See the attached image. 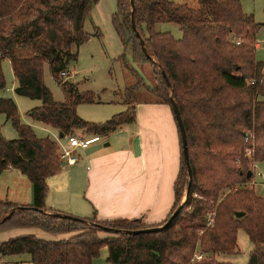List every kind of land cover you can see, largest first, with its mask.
I'll return each instance as SVG.
<instances>
[{"label": "trees", "instance_id": "obj_1", "mask_svg": "<svg viewBox=\"0 0 264 264\" xmlns=\"http://www.w3.org/2000/svg\"><path fill=\"white\" fill-rule=\"evenodd\" d=\"M99 1L0 0V90L5 87L1 63L8 61L16 82L14 94L41 103L28 116L66 138L77 131L104 137L135 122L138 82L125 90L124 112L94 124L76 113L78 106L94 104V95L78 92L77 85L60 76L69 71L88 40L84 24ZM116 2L111 25L124 51L119 60L124 61L130 51L134 64L152 65L158 80L157 87L149 90L153 101L170 106L172 98L178 107L191 170L186 201L161 232L126 234L163 226L184 200L189 179L180 139L174 203L159 225H146L141 217L101 222L47 210L46 179L62 167L59 148L48 138H36L30 127L20 123L11 99H0V114L18 135L8 141L0 133V174L13 170L26 176L33 191L32 205L0 201V232L75 233L57 241L18 236L0 243V257L28 255L31 264H93L106 248L105 264H226L220 257L236 254L237 232L243 230L254 247L247 264H264V195L243 189L220 196L225 186L251 179L245 156L247 134L254 138L252 161L264 164V62L255 58L256 37L264 25L245 14L237 0H197L196 8L171 0ZM162 22L178 26L181 38L157 32ZM46 65L63 90L61 103L53 100L44 84ZM182 172L187 180L178 189ZM237 212L244 216L236 218ZM100 233L108 237L100 238ZM196 254L203 260L197 262Z\"/></svg>", "mask_w": 264, "mask_h": 264}, {"label": "crops", "instance_id": "obj_2", "mask_svg": "<svg viewBox=\"0 0 264 264\" xmlns=\"http://www.w3.org/2000/svg\"><path fill=\"white\" fill-rule=\"evenodd\" d=\"M259 46L256 42V50ZM76 113L81 116L78 109ZM122 131L125 139L114 141L113 136ZM52 134L54 137L50 140L59 146V132L53 129ZM82 135L96 141L81 149L80 154L74 149L76 163L69 166L61 160L60 171L46 179L45 208L101 222L141 217L146 225L162 223L174 203L173 186L180 166V138L171 107L154 101L137 104L134 123L104 137ZM100 139L108 141L106 148L99 145ZM0 201L17 206L32 205V184L16 171L2 172ZM15 232L10 239L34 235L42 240L57 241L75 235H51L36 229ZM26 262L30 263V258Z\"/></svg>", "mask_w": 264, "mask_h": 264}, {"label": "rangeland", "instance_id": "obj_3", "mask_svg": "<svg viewBox=\"0 0 264 264\" xmlns=\"http://www.w3.org/2000/svg\"><path fill=\"white\" fill-rule=\"evenodd\" d=\"M245 14L253 16L256 23L264 25V0H237ZM176 4H185L188 7L196 8L197 0H173ZM117 10L116 0H100L91 10L88 19L84 24V31L88 40L78 49L77 60L69 66V77L63 78L70 83L77 85L80 93H92L95 104L80 105L78 110L81 114L77 116L85 122L99 124L111 119L112 116L122 113L126 110L124 99L128 97L125 90L136 85L138 82V92L136 93L135 108L137 104L151 103L153 98L149 93L150 89L157 87L158 80L153 66L150 64H134L131 61L130 51L125 53L124 61L119 57L124 54L123 48L112 28L111 17ZM98 30H97V29ZM159 33H170L174 39L178 40L182 34L176 25L162 22L156 26ZM100 36H95L97 33ZM256 42L260 44L255 52L257 61L264 62V28L258 33ZM1 70L5 81L4 89L0 90V99H11L17 108V114L22 125L30 127L36 138L51 139L53 136L50 127L32 120L28 113L40 106V101L30 100L19 97L14 94L16 82L14 80L10 63L3 61ZM137 74L135 76L134 74ZM138 78L140 79L138 81ZM44 84L52 94L55 102L61 103L64 100L63 90L52 79L48 66L44 67ZM264 101V98L262 99ZM5 116L0 114V133L8 141L18 138L17 132L11 123L6 121ZM28 123V124H26ZM251 132V131H249ZM125 132H120L113 136L115 140L125 139ZM249 135V134H248ZM77 138L87 139L80 131L76 132ZM250 137L247 145L249 154L245 156L249 159L251 179L249 182L235 185H227L222 189L221 195H227L232 190H251L255 195L262 197L264 195V164L252 161L251 151L253 153L254 138ZM59 151L67 150V138L59 139ZM245 141V140H244ZM247 143V142H245ZM108 141L100 139L99 145L104 147ZM94 147V146H93ZM106 148V147H105ZM91 149V148H90ZM89 149V150H90ZM76 153H81V149H76ZM74 154V153H73ZM185 172H182L179 179V187L186 182ZM183 201V200H182ZM211 216V215H210ZM25 230V229H22ZM20 229H9L0 232V243L7 241ZM52 235V234H51ZM106 236L107 233H100ZM52 237V238H57ZM253 244L248 239L243 230L237 232V252L236 254L220 257V261L226 264H247L249 254L253 250ZM107 258L106 250H102L99 258L93 261V264H105ZM28 255H16L0 257V264H30Z\"/></svg>", "mask_w": 264, "mask_h": 264}, {"label": "water", "instance_id": "obj_4", "mask_svg": "<svg viewBox=\"0 0 264 264\" xmlns=\"http://www.w3.org/2000/svg\"><path fill=\"white\" fill-rule=\"evenodd\" d=\"M131 6H133L132 1H131ZM131 26H132L133 31H135L134 11H133V9H132V12H131ZM140 46L142 48L143 53H146V50H145V48L143 46V42L142 41H140ZM162 76H163L167 86L169 87V82H168L165 74L162 73ZM170 106H171L172 113L174 115V118H175V121H176V124H177L179 136H180V139H181V145H182V149H183L184 160L186 161V164H187V167H188L187 174H188V179L189 180H188V185H187V189H186L185 198L182 201L181 205H179V207L172 213L171 217L167 220V222L163 226L154 227V228H150V229H144V230L127 232L126 233L127 235L135 236V235H139V234H153V233L161 232L163 229L167 228L171 224L172 220L180 213V211H181V209L183 207V204L185 203L186 198L188 196V192H189L190 185H191V170H190V168L188 166V150H187L186 134H185V131H184V127H183V124H182V120H181V117H180V113H179L178 107H177L176 103L173 101L172 98H170ZM59 138L60 139L64 138L62 133H59ZM250 176H251V173L249 172L247 174V178H249ZM10 216H11V213L9 215H7L2 220V222L5 221L6 219H8ZM234 216L236 218H241V217L244 216V214L237 212V213H235Z\"/></svg>", "mask_w": 264, "mask_h": 264}, {"label": "built area", "instance_id": "obj_5", "mask_svg": "<svg viewBox=\"0 0 264 264\" xmlns=\"http://www.w3.org/2000/svg\"><path fill=\"white\" fill-rule=\"evenodd\" d=\"M62 78H68L69 73L68 72H62L60 74ZM250 139L249 135H246L245 142H248ZM96 139H82V138H77L76 136H69L67 137V142H68V147L69 149L59 151V155L62 161H65V164L67 165H74L76 163L77 158L73 155V150L74 149H85L87 148L91 143L95 142ZM247 154L250 155V152L247 151ZM209 225L211 224V218L209 219ZM195 260L202 261L203 257L201 254H196Z\"/></svg>", "mask_w": 264, "mask_h": 264}]
</instances>
